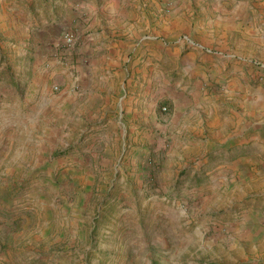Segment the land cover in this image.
Returning a JSON list of instances; mask_svg holds the SVG:
<instances>
[{"label": "rangeland", "instance_id": "obj_1", "mask_svg": "<svg viewBox=\"0 0 264 264\" xmlns=\"http://www.w3.org/2000/svg\"><path fill=\"white\" fill-rule=\"evenodd\" d=\"M10 1L20 0H7L8 7ZM79 1L99 9L110 0ZM159 2L163 18L184 5L176 36L206 40L222 54L220 62L244 60L250 74L239 79L226 65L193 64L185 55L194 50L186 47L177 62L162 63L163 55L152 51L161 37L146 39L155 34L144 25L136 42L123 40L122 29L114 36L106 29V53L115 51L106 60L107 82L99 65L85 61L81 76L70 52L94 40L95 32L89 7L76 2L66 7L83 10V21L58 18L54 37L42 36L35 17L29 34L18 25V33L4 39L0 29V264H264V137L253 132L249 143L227 148L222 141L231 125L201 129L190 109L203 96L212 111L218 96L264 98V0ZM221 6L239 16L234 30L207 26L230 15ZM177 47L167 41L164 49ZM34 75L41 83L29 93ZM151 100L157 120L144 114L118 119L123 101L140 109ZM262 103L256 115L264 120ZM119 123H125V139L137 135L139 144L120 150ZM189 141L193 151L178 159V143Z\"/></svg>", "mask_w": 264, "mask_h": 264}, {"label": "crops", "instance_id": "obj_2", "mask_svg": "<svg viewBox=\"0 0 264 264\" xmlns=\"http://www.w3.org/2000/svg\"><path fill=\"white\" fill-rule=\"evenodd\" d=\"M164 1V0H163ZM7 0H0V29L3 30V36L10 38L14 33H18L17 27L18 25L21 27H24L25 32L29 34V27L32 25L31 22L34 20V17L36 19H41L42 24V31L41 34L43 37L52 36L54 37L56 34V26H55V20L58 18L64 17L65 19H68L69 21L73 22L74 24H80L82 20V14L84 13L83 10H77V12L72 11V7H66L67 5H71L72 3H77L78 6L84 7L88 6L89 8L86 9V11L90 12L89 14L92 15L89 17V20L91 19V24L89 25V28H93L94 32L93 35L95 39H90L91 41L86 45H81L80 47H76L73 51L70 52L69 59L71 60L70 63L73 65V70L77 74H80L83 76L85 74L83 67H86L83 63L84 61L87 62V64H97L100 66L101 70L104 71V80L107 82V77L105 75H108V66L109 63L106 61L108 58H111V54L115 51H109L106 53V49L108 46L104 43L106 39V29L109 28L111 31L110 33L114 36L115 32L119 33L120 29L124 31L123 34H125V38L123 40L129 39L132 42H136L137 40L141 39V33L142 27L146 25L145 27L148 29H151V32L155 34L154 38H146L148 40H154L158 37H161L159 40L153 42V55L159 54V58H161V54L163 55L164 59L162 60V63L169 60L173 63L178 61V57L181 54V50H183V47L190 48L193 51L187 53L185 55L186 58H188V61L192 62L193 64L198 60L201 63H204L206 66H213L217 69H220L222 66L223 69L226 67L230 68V71L237 76L239 79H243L244 77L248 76L250 74V69L246 66L247 64H244V60H240L239 62L236 61H227V62H220L219 56L222 54L219 53L220 51H217V49L209 47V44L206 42V40H203L204 37L201 38L204 42L199 43L195 42L191 38L188 37H182L180 38L179 35L176 36V32L179 31L182 28L183 20L181 18L180 11L182 8H184V5H179L174 12H172V15H169L168 17L163 18L159 12L164 11V6L159 2V0H110L109 2H105L103 4H100L99 9L93 8L90 5H85L82 1L80 2L78 0H20L18 1H10L8 3H11L13 6L8 7ZM61 3V4H58ZM180 3V0H175L174 5ZM18 4V5H15ZM39 5V6H38ZM62 5H65L62 9L63 13L61 12L60 8ZM161 5V6H160ZM34 9L32 10V8ZM59 7V10L57 9ZM19 8H31L30 10L24 11ZM40 8V9H37ZM223 8V13L228 14L230 12V15L227 17H220L217 16V20L215 21H208L207 26L212 27L213 25L217 27H225L226 31H231L236 28V26L233 24L236 19L239 18L237 16L236 12L231 10L228 11L227 7L221 6ZM48 9V13H43V10ZM159 14V17L157 18ZM19 16L23 17L21 19V23L18 22ZM97 23V24H96ZM110 24V25H106ZM47 25V26H45ZM96 26V27H95ZM222 31V30H221ZM213 31L210 30L208 33H212ZM40 33L37 32V34ZM206 33V32H205ZM223 33V31H222ZM204 36V33L202 34ZM29 35H27V38ZM199 37V36H198ZM197 37V38H198ZM56 38V37H55ZM84 39V37H83ZM176 39V40H174ZM167 41H173L175 44L178 45L177 48L174 50L171 49H164L166 46ZM55 41L50 42L49 49L51 50V54L55 55ZM2 48V53H4V49ZM134 48V47H133ZM210 55L216 56L217 58H212ZM99 56V59H95ZM229 57V55H228ZM65 59V58H64ZM102 59V61H101ZM56 60L53 58V61ZM230 62V63H228ZM227 64H230L227 66ZM178 66H182L178 63ZM58 69L52 70L50 75L53 77L56 75ZM45 71V72H44ZM42 71L43 74H48V69ZM48 71V72H47ZM57 71V72H56ZM213 71L215 69L213 68ZM4 72V70H2ZM1 72V74H2ZM35 72V71H34ZM39 74V72L35 73ZM101 74V73H100ZM99 74V80H103L102 75ZM87 75V73H86ZM4 79V78H2ZM15 80V78H13ZM236 80V79H235ZM5 81V80H4ZM45 82V81H44ZM132 81H128L125 85H122L121 88H124L125 86H129ZM41 80L37 79V75L32 76L31 83L28 86V89L30 90L29 93L34 92V90H38L40 86ZM136 83H134V86ZM41 93L46 94L49 90V87L47 84L43 83V86L41 87ZM32 89V90H31ZM106 89V85H103V87L100 89V93L97 94V96L101 95V92ZM28 93V90H27ZM126 94V92H124ZM231 96L235 94H229ZM28 97V94L25 95ZM200 96V95H198ZM237 96V94H236ZM153 97V94L151 95ZM197 97V96H196ZM199 98V97H197ZM264 100L263 97L258 96L256 101H241L236 99H230L225 98L222 96H218L216 98L217 101V108L209 109V106H207L208 102H211L210 98H207L206 96H203L200 98V101L198 102L197 99L193 101V107L190 109L195 110L194 113V120L197 123V126L201 129H204L205 127H214L221 129L222 127L231 125V128H233L232 134L226 137L222 143L225 147L230 148L231 146H235L238 144L243 143H249V141L252 139V137H249V141H245L249 134L252 135V133H256L258 137H264V120L262 119L261 115L257 116L256 112H258V109H261L262 107V101ZM127 102L123 101L122 105L119 108L118 113V119H125L126 121L134 120L139 116H142L144 114V117L147 118L150 116L152 120H157V115H159V111L157 110L156 101H149L146 106L143 108L138 109L137 105L133 109L132 103H130L129 106H127ZM192 103L190 102V105ZM243 109V112L235 114L233 111H230L231 114L228 113V110H225L228 107H232L236 110L237 105ZM138 110V111H137ZM224 110V111H223ZM235 114L236 116H234ZM161 118V116H159ZM190 118V116H189ZM253 119L256 121H253ZM244 123L240 128L239 131L236 133L235 131L241 125V123ZM121 125L122 129L120 131H115V141H120L119 146L120 150L123 151L124 147L132 145V142L134 144H139V140H137V135L134 136L133 140H130L128 137L125 139L126 133V127L125 123H122ZM236 125V126H235ZM123 130V131H122ZM253 130V131H252ZM179 133V131H176ZM253 133V134H254ZM202 134V133H201ZM216 134H220L219 131L216 132ZM255 138V137H254ZM130 140V141H129ZM141 146L145 145V142L143 140V137H140ZM206 145L209 146V141L205 140ZM140 146V145H139ZM193 142H187V144H183L181 142L178 143V147L181 148V154L178 157V159H182L184 157L183 155H188L190 152L193 151ZM106 147H108V144H106ZM246 159V158H245ZM241 159L238 160V163H240ZM245 163V162H244Z\"/></svg>", "mask_w": 264, "mask_h": 264}, {"label": "built area", "instance_id": "obj_3", "mask_svg": "<svg viewBox=\"0 0 264 264\" xmlns=\"http://www.w3.org/2000/svg\"><path fill=\"white\" fill-rule=\"evenodd\" d=\"M65 42H67V43H71V41H72V38L70 37V36H67V37H65Z\"/></svg>", "mask_w": 264, "mask_h": 264}]
</instances>
